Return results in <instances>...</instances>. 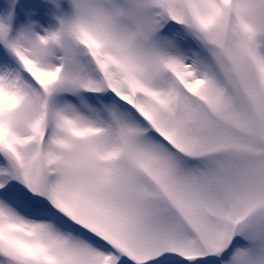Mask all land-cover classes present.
<instances>
[{
	"label": "snow or ice",
	"instance_id": "6c2138e0",
	"mask_svg": "<svg viewBox=\"0 0 264 264\" xmlns=\"http://www.w3.org/2000/svg\"><path fill=\"white\" fill-rule=\"evenodd\" d=\"M0 264H264V0L0 4Z\"/></svg>",
	"mask_w": 264,
	"mask_h": 264
},
{
	"label": "rangeland",
	"instance_id": "374dc122",
	"mask_svg": "<svg viewBox=\"0 0 264 264\" xmlns=\"http://www.w3.org/2000/svg\"><path fill=\"white\" fill-rule=\"evenodd\" d=\"M5 2V0H0V4H3Z\"/></svg>",
	"mask_w": 264,
	"mask_h": 264
}]
</instances>
